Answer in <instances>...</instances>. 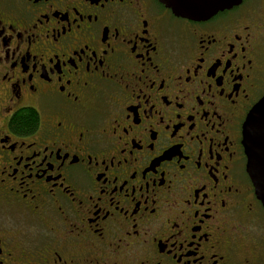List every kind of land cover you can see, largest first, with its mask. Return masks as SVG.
I'll return each mask as SVG.
<instances>
[{
	"label": "flooded vegetation",
	"instance_id": "obj_1",
	"mask_svg": "<svg viewBox=\"0 0 264 264\" xmlns=\"http://www.w3.org/2000/svg\"><path fill=\"white\" fill-rule=\"evenodd\" d=\"M263 96L264 0H0V264H264Z\"/></svg>",
	"mask_w": 264,
	"mask_h": 264
},
{
	"label": "water",
	"instance_id": "obj_2",
	"mask_svg": "<svg viewBox=\"0 0 264 264\" xmlns=\"http://www.w3.org/2000/svg\"><path fill=\"white\" fill-rule=\"evenodd\" d=\"M175 15L201 20L240 0H161ZM243 146L247 157V171L264 206V96L249 111L244 122Z\"/></svg>",
	"mask_w": 264,
	"mask_h": 264
}]
</instances>
